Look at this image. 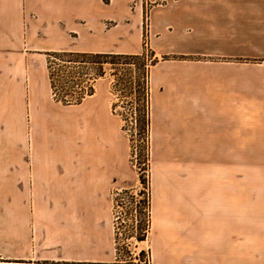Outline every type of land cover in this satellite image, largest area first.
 I'll use <instances>...</instances> for the list:
<instances>
[{"label":"crops","instance_id":"1","mask_svg":"<svg viewBox=\"0 0 264 264\" xmlns=\"http://www.w3.org/2000/svg\"><path fill=\"white\" fill-rule=\"evenodd\" d=\"M145 39L159 59L151 68V90L168 152L259 150L243 148L242 130L244 120L264 121V63L241 58H264V0H0L3 73H22L28 57L52 50L138 54ZM21 88L19 79L0 81V199L16 202L34 201L36 182L51 185L59 175L57 163L47 164L52 171L36 172L19 159ZM210 165L208 189L223 194L218 199L226 205L241 188V172L236 162ZM228 179L234 184L227 186ZM100 192L98 179L68 182L63 198L88 200ZM4 213L0 228L15 225L26 240L29 230L34 235L33 214L29 219L24 208ZM16 213L18 219L7 218ZM72 224L74 246L98 247L96 225L87 219ZM154 256L156 264H264V228H156Z\"/></svg>","mask_w":264,"mask_h":264},{"label":"rangeland","instance_id":"2","mask_svg":"<svg viewBox=\"0 0 264 264\" xmlns=\"http://www.w3.org/2000/svg\"><path fill=\"white\" fill-rule=\"evenodd\" d=\"M145 48L144 60L116 59L114 64L110 57H71L69 61L46 51L28 57L22 73L0 71V81L19 79L22 84L19 159L34 164L36 172L52 171L47 169L51 162L59 164L56 182L53 177L51 185L36 182L34 201L0 199V220L6 219L4 212L9 209L24 208L29 219L34 215L35 228L34 235L28 231V240L23 239L26 232L15 225L0 228V252L28 254L30 258L22 260L30 264H156V228H264V121L243 122V148L258 151L168 152L172 147L165 143L164 124L152 100L153 65L148 135L142 130L141 63H150L152 50L146 39ZM241 61L264 63V58ZM81 94L84 98L76 103ZM212 162H236L241 172L237 176L241 190L236 195L233 191L226 205L218 199L223 194L208 189ZM95 179L101 188L98 197L63 198L66 183ZM230 184L233 179L226 180ZM82 203L92 209L80 208ZM16 215L7 218L18 219L20 213ZM146 218L147 236L139 240ZM81 219L98 228V247L74 246L68 228H74L72 220ZM7 260L12 259L0 257V264H12Z\"/></svg>","mask_w":264,"mask_h":264},{"label":"trees","instance_id":"3","mask_svg":"<svg viewBox=\"0 0 264 264\" xmlns=\"http://www.w3.org/2000/svg\"><path fill=\"white\" fill-rule=\"evenodd\" d=\"M148 48H145L144 51L142 53H138V54H123V53H114V52H107V53H94V52H75V51H69V50H53V51H49L48 54L54 58H62V57H69L68 59L65 60H73L71 57H88V58H93V59H98V58H102V57H110L112 59H114L113 61H111L113 64L116 63L117 61H115L116 59H132V60H144L145 58H147V50ZM151 54V58H150V63L147 62H143L141 63L143 65L142 68V76H143V83L141 87V106H142V112H143V118H142V130L143 133L148 135L149 132V128H150V123H151V119H150V85H149V71H150V67L154 64L157 63V61L159 60L158 57H155V53L153 50H150ZM164 58H168V56H164ZM95 62H99L102 63L103 61L100 60H94ZM53 62V61H52ZM55 63V62H53ZM50 68V75L51 76V84H52V89H53V94H57V87L55 85V82L53 80V72H52V68L53 66H49ZM100 72H102V67H100ZM145 79V80H144ZM92 93V89H90V94ZM65 97V96H64ZM84 98V95H79L78 98H76V103L81 102V100ZM70 101V99H64V102H68ZM145 202H148L147 200ZM148 218L145 219V228H141L142 229V234L141 236H138L139 240H144L147 236V232H148ZM7 261H11L12 264H30V261H26V260H22V259H12V260H7ZM68 263V262H66Z\"/></svg>","mask_w":264,"mask_h":264}]
</instances>
